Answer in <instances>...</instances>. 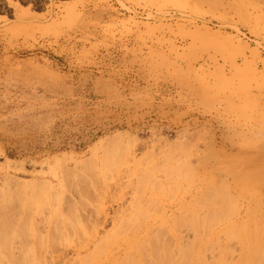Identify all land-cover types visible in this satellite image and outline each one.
Returning a JSON list of instances; mask_svg holds the SVG:
<instances>
[{"label":"rangeland","instance_id":"374dc122","mask_svg":"<svg viewBox=\"0 0 264 264\" xmlns=\"http://www.w3.org/2000/svg\"><path fill=\"white\" fill-rule=\"evenodd\" d=\"M263 202L264 0H0V264H264Z\"/></svg>","mask_w":264,"mask_h":264},{"label":"bare ground","instance_id":"6f19581e","mask_svg":"<svg viewBox=\"0 0 264 264\" xmlns=\"http://www.w3.org/2000/svg\"><path fill=\"white\" fill-rule=\"evenodd\" d=\"M108 140L109 139H103V140H101V141H99L97 144H95L94 145V149H101L102 147H104V145H107V143H108ZM93 148H91V149H93ZM94 153V152H93ZM65 155V154H64ZM58 157H60V159H55V160H53L52 161V164H50V165H52V166H54V165H57V167H59V166H66V165H68L69 163L68 162H72V163H74V164H77V163H79L80 161H78V162H76L77 160H72L70 157H63L62 156V159H61V155L60 156H58ZM52 159H54V157L52 158ZM73 159H75V158H73ZM48 162V161H47ZM51 163V162H50ZM47 165H48V163H47ZM48 167H50L49 165H48ZM56 167V168H57ZM229 191V190H228ZM264 203V202H263ZM213 208H211V210H212ZM217 225H218V223H217ZM215 229H217V228H215ZM222 230V229H221ZM210 231H212V230H210L209 229V232ZM192 232V231H191ZM214 232V231H213ZM194 234H196V233H194V231H193V234H192V236H195ZM190 235V234H189ZM188 235V236H189ZM198 235V234H197ZM196 235V236H197ZM188 236L186 235V237L188 238ZM212 237H213V235H212ZM216 237V236H215ZM215 237H213L212 239H214ZM211 239V238H210ZM212 243H218L219 244V240L218 241H214V242H212ZM93 254V253H92ZM95 255V254H94ZM98 257H100V256H98ZM93 259V258H92ZM247 262V261H246ZM246 262L244 263V264H246ZM228 263H230V262H228ZM235 264V263H234Z\"/></svg>","mask_w":264,"mask_h":264},{"label":"crops","instance_id":"0c3cea01","mask_svg":"<svg viewBox=\"0 0 264 264\" xmlns=\"http://www.w3.org/2000/svg\"><path fill=\"white\" fill-rule=\"evenodd\" d=\"M213 1H218L219 2V0H213Z\"/></svg>","mask_w":264,"mask_h":264}]
</instances>
